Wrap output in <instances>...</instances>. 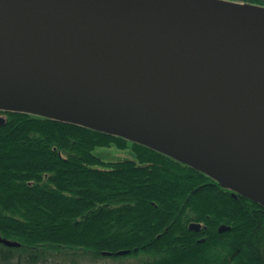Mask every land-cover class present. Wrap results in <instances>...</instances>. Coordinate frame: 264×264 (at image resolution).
I'll return each mask as SVG.
<instances>
[{"label": "water", "instance_id": "water-1", "mask_svg": "<svg viewBox=\"0 0 264 264\" xmlns=\"http://www.w3.org/2000/svg\"><path fill=\"white\" fill-rule=\"evenodd\" d=\"M224 1L0 0V110L122 136L264 205V7Z\"/></svg>", "mask_w": 264, "mask_h": 264}, {"label": "trees", "instance_id": "trees-1", "mask_svg": "<svg viewBox=\"0 0 264 264\" xmlns=\"http://www.w3.org/2000/svg\"><path fill=\"white\" fill-rule=\"evenodd\" d=\"M230 1L264 7V0ZM0 113V235L20 243H0V264H99L105 257L264 264L263 204L122 136ZM112 144L131 148L135 159L105 161L94 153ZM191 222L200 229H189ZM221 224L229 229L218 231Z\"/></svg>", "mask_w": 264, "mask_h": 264}, {"label": "rangeland", "instance_id": "rangeland-1", "mask_svg": "<svg viewBox=\"0 0 264 264\" xmlns=\"http://www.w3.org/2000/svg\"><path fill=\"white\" fill-rule=\"evenodd\" d=\"M0 115H4L0 113ZM5 116V115H4ZM94 153L105 161H114L122 159H135V153L131 148H118L114 144L111 146H97L94 148ZM138 258L125 257L113 259L111 257L101 260L99 264H138Z\"/></svg>", "mask_w": 264, "mask_h": 264}, {"label": "bare ground", "instance_id": "bare-ground-1", "mask_svg": "<svg viewBox=\"0 0 264 264\" xmlns=\"http://www.w3.org/2000/svg\"><path fill=\"white\" fill-rule=\"evenodd\" d=\"M219 1H223V2H226V1H224V0H219ZM254 8H257V7H254Z\"/></svg>", "mask_w": 264, "mask_h": 264}]
</instances>
